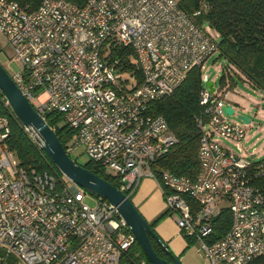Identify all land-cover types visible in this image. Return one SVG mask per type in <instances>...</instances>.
<instances>
[{
  "label": "built area",
  "instance_id": "built-area-1",
  "mask_svg": "<svg viewBox=\"0 0 264 264\" xmlns=\"http://www.w3.org/2000/svg\"><path fill=\"white\" fill-rule=\"evenodd\" d=\"M206 31L176 0H83L80 6L40 0L32 11L0 0V34L21 65L11 77L44 119L51 112L63 116L72 131L63 146L69 157L77 162L84 154L129 198L143 177L154 178L176 225L201 243L209 264H251L264 255V192L252 184L264 175V159L243 155L245 129L224 117L227 92H199L195 180L168 171L158 176L150 167L177 138L148 106L217 51ZM110 41L133 50L141 71L135 87L122 82L126 73L117 60L109 61ZM24 130L45 155L40 135ZM9 134V119L0 116V264H123L136 240L117 208L53 164L60 182L20 167L4 145ZM219 138L234 142L237 152ZM224 208L230 226L214 238Z\"/></svg>",
  "mask_w": 264,
  "mask_h": 264
},
{
  "label": "trees",
  "instance_id": "trees-1",
  "mask_svg": "<svg viewBox=\"0 0 264 264\" xmlns=\"http://www.w3.org/2000/svg\"><path fill=\"white\" fill-rule=\"evenodd\" d=\"M23 9L32 11L37 8L40 0H12ZM76 5H82L83 0H68ZM178 8L188 15L201 28H208L206 33L215 41L219 57L226 60L218 78L217 92L232 90L239 80L254 88L264 90V0H176ZM209 30H212L213 35ZM109 61L117 60L116 67L124 71L123 83L132 88L141 82V71L137 65L133 50L122 46L116 41H110ZM204 87L203 72L192 68L185 80L171 95L152 101L148 106L150 114L165 118L169 129L175 134L177 142L165 154L150 163L156 175L164 171L178 176H186L195 180L199 173L198 148L200 131L196 117L201 112L199 92ZM0 116H7L10 122V134L5 140L6 149L14 155L18 165L26 170L49 172L60 182L62 174L56 170L48 158L31 141L23 125L15 117L6 99L0 91ZM47 124L55 131L62 146L71 136L69 129L60 113L51 112L45 116ZM83 166L90 171L117 185L115 178L106 175L97 165L86 162ZM252 184L264 192V175L253 178ZM131 199V198H130ZM157 216L150 226L155 225L167 214ZM230 213L224 208L214 221V238H219L227 232L230 226ZM190 242L193 241L189 237ZM154 250L161 257L166 254L150 237ZM127 264H149L139 244L135 241L123 258ZM251 264H264V255L252 260Z\"/></svg>",
  "mask_w": 264,
  "mask_h": 264
},
{
  "label": "water",
  "instance_id": "water-1",
  "mask_svg": "<svg viewBox=\"0 0 264 264\" xmlns=\"http://www.w3.org/2000/svg\"><path fill=\"white\" fill-rule=\"evenodd\" d=\"M213 70L210 67L203 76L207 82L206 87L214 92V82L207 81V75ZM0 91L10 106L15 117L27 128L35 130L43 140V151L51 163L69 180L82 186L88 192L109 201L115 206L120 216L126 221L136 242L139 244L149 264H182L179 258L168 249L160 239L156 231L135 207L132 200L123 194L115 185L98 174L78 164L65 152L55 131L47 124L46 120L32 107L25 95L11 75L0 64ZM227 115L233 114L234 110L230 105L225 107ZM244 123H248L247 116L238 115ZM152 237L166 254L161 257L154 250Z\"/></svg>",
  "mask_w": 264,
  "mask_h": 264
},
{
  "label": "rangeland",
  "instance_id": "rangeland-1",
  "mask_svg": "<svg viewBox=\"0 0 264 264\" xmlns=\"http://www.w3.org/2000/svg\"><path fill=\"white\" fill-rule=\"evenodd\" d=\"M209 31L215 35L212 30ZM0 64L11 76L21 69L20 63L13 58V49L11 45L7 43L2 34H0ZM225 65L226 60L219 57L218 53L215 52L205 61L204 66L201 69L204 76L210 67L213 68V70L207 75V81H213L215 88L218 87V78ZM206 84L207 82L203 81L204 87H206ZM226 99V105H230L233 108L234 113L230 115L225 113V119L231 123H237L245 129V138L240 142L243 155L254 161L264 159V90L254 88L248 83L239 80L236 86L227 92ZM238 115L247 116L249 122L244 123L238 118ZM219 140L221 143L231 147L237 152L235 148L236 144L234 142H230L223 138H219ZM253 148H255V152ZM10 157L12 159L15 158L12 154H10ZM76 161L78 164L83 165L88 159L84 154H79L76 157ZM107 171L115 173L110 169H107ZM156 182L162 193V188L159 182L157 180ZM87 202L91 203L89 199H87ZM183 257V261L187 264H209V261L205 258L202 252L201 243L198 240L189 242ZM179 260L181 262V259Z\"/></svg>",
  "mask_w": 264,
  "mask_h": 264
},
{
  "label": "crops",
  "instance_id": "crops-1",
  "mask_svg": "<svg viewBox=\"0 0 264 264\" xmlns=\"http://www.w3.org/2000/svg\"><path fill=\"white\" fill-rule=\"evenodd\" d=\"M130 198L148 222H152L157 216L167 210L161 189L156 180L150 176L142 178L137 190ZM154 230L168 249L181 259V263L187 264L183 261V254L190 239L178 228L174 215L172 213L165 215L155 225ZM193 240L195 239L193 238Z\"/></svg>",
  "mask_w": 264,
  "mask_h": 264
}]
</instances>
